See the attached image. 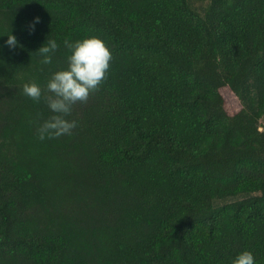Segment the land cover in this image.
<instances>
[{"label":"trees","instance_id":"16d2710c","mask_svg":"<svg viewBox=\"0 0 264 264\" xmlns=\"http://www.w3.org/2000/svg\"><path fill=\"white\" fill-rule=\"evenodd\" d=\"M86 36L107 74L41 140L51 112L23 84ZM261 120L264 0H0V264H264Z\"/></svg>","mask_w":264,"mask_h":264},{"label":"clouds","instance_id":"9594fccd","mask_svg":"<svg viewBox=\"0 0 264 264\" xmlns=\"http://www.w3.org/2000/svg\"><path fill=\"white\" fill-rule=\"evenodd\" d=\"M40 17L35 16L27 25L29 31H35ZM5 43L9 47L16 46L17 37L10 32ZM70 50L67 56V66L51 73L45 87L35 81L23 84L24 95L39 100L43 96L51 115L38 126L37 133L41 140L46 137L70 135L77 126V121L69 119L73 105L86 101L89 94L96 90L107 74L110 67L111 50L105 41L97 36H86L75 41H65ZM58 47L55 39L49 35L36 51L41 57L42 64H50L52 55ZM230 264H255L251 250L243 249L230 260Z\"/></svg>","mask_w":264,"mask_h":264},{"label":"rangeland","instance_id":"374dc122","mask_svg":"<svg viewBox=\"0 0 264 264\" xmlns=\"http://www.w3.org/2000/svg\"><path fill=\"white\" fill-rule=\"evenodd\" d=\"M226 100H227L228 107L231 109V111L235 112L242 107L241 102L232 92L226 93ZM260 129L262 130L264 129V120H261L260 122Z\"/></svg>","mask_w":264,"mask_h":264}]
</instances>
